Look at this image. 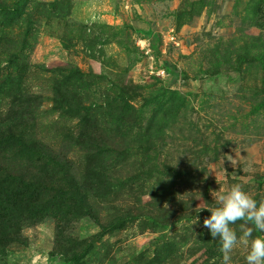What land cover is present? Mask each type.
Listing matches in <instances>:
<instances>
[{
	"label": "rangeland",
	"instance_id": "374dc122",
	"mask_svg": "<svg viewBox=\"0 0 264 264\" xmlns=\"http://www.w3.org/2000/svg\"><path fill=\"white\" fill-rule=\"evenodd\" d=\"M237 183L264 200V0H0V264H221Z\"/></svg>",
	"mask_w": 264,
	"mask_h": 264
},
{
	"label": "clouds",
	"instance_id": "9594fccd",
	"mask_svg": "<svg viewBox=\"0 0 264 264\" xmlns=\"http://www.w3.org/2000/svg\"><path fill=\"white\" fill-rule=\"evenodd\" d=\"M211 195L215 206L206 208L211 215L204 218L203 226L213 240L219 241L221 264H230L231 253L238 245L248 250L246 264H264V238L253 237L254 230L264 232V200L257 202L238 183L227 191L220 187ZM238 222H242L239 236L232 228Z\"/></svg>",
	"mask_w": 264,
	"mask_h": 264
}]
</instances>
